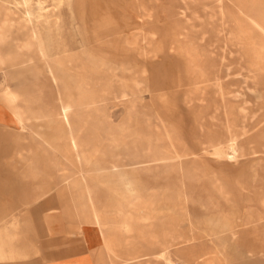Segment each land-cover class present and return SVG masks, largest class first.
Returning <instances> with one entry per match:
<instances>
[{
  "label": "rangeland",
  "instance_id": "1",
  "mask_svg": "<svg viewBox=\"0 0 264 264\" xmlns=\"http://www.w3.org/2000/svg\"><path fill=\"white\" fill-rule=\"evenodd\" d=\"M28 17L60 87L43 73L13 84L8 69L0 71V86L17 91L25 124L19 135L0 134V163L20 167L0 169V215L16 219L27 251L0 264H43L46 240L32 215L56 200L60 174L69 170L75 184L79 168L88 170L82 184L92 189L91 215L124 239L121 251L102 242L97 264L140 263L133 257L166 264L164 252L189 264L176 248L195 249L240 223L258 229L220 245L226 263L264 264V0H0V18L18 36ZM16 36L5 42L20 43ZM7 48L0 45V54ZM29 64L43 66L37 58ZM67 98L83 163L68 154L69 130L58 121ZM36 128L54 134L43 130L38 143L29 131ZM30 142L58 166L43 169L51 189L40 197L35 189L46 179L21 158L30 156ZM120 173L123 180L96 179ZM119 187L122 206L112 193ZM132 242L136 251L125 249Z\"/></svg>",
  "mask_w": 264,
  "mask_h": 264
},
{
  "label": "crops",
  "instance_id": "2",
  "mask_svg": "<svg viewBox=\"0 0 264 264\" xmlns=\"http://www.w3.org/2000/svg\"><path fill=\"white\" fill-rule=\"evenodd\" d=\"M19 38L21 39L19 43L20 45L24 40V36H18L17 39ZM13 44L18 45L17 42ZM0 45L4 47L1 37ZM19 49L12 50L13 52L8 50V52L0 54V71H3L2 69H8L7 71H9V77L15 72H22L23 79L19 82L14 83H24L29 80H35L37 79V74L43 73L45 77H47L52 83L57 84L60 87L59 73L55 68V65L53 66V61L48 60L47 56L45 57L46 59H42L43 57H41V55L36 52L35 48L29 52L31 53V55L33 53V57L28 55L29 53L26 52L23 47L22 49ZM36 58L42 59L43 66L41 70H37L33 66L29 67V63L36 60ZM50 69L56 74L57 81H54L50 77L48 73ZM6 85L7 84H3V86H0V134L2 132H5L7 137H13L14 134L19 135L20 132L24 131V129H22V125L25 124L23 123V118L14 107L15 105H17L16 102L18 100H16L17 91H15V88L13 87L12 89L8 87L5 88ZM4 89L6 90L3 91ZM62 107H66L69 114H71L74 118L72 104L69 98H67L66 101L61 104L60 109ZM12 127H17V129L11 130ZM5 128L7 130H2ZM43 130L49 131L50 135L52 136L54 134V131L52 129L36 128L29 131L30 135L36 136V138L39 139L38 143H40L39 141H43L46 135L43 133ZM35 143L36 142H34L33 144ZM50 143H52V141H50ZM33 144H31L30 142L31 149L28 152L30 156L28 158H21L24 160L27 159L26 163L32 165L30 167L40 169L33 173L35 177H37V174H40L46 179L44 183L36 186L35 194H37V197H40L41 195L47 193L49 189H51V187L49 186L50 183L48 181L51 179L52 174L44 172L43 169L49 167L56 168L58 166L57 163L48 156V152L44 149L43 146L40 147L39 145L35 146ZM51 149L53 148L51 147ZM83 149L85 150L84 144L81 152V160L83 159L84 155ZM1 163L10 165L8 167L5 165L3 167H0V169L20 168L19 166H12L11 163ZM113 169L115 170L116 167L114 166ZM69 175H71L69 173V170H66V172H62L60 174L61 182L56 189V200H54L52 197L51 199L46 200L44 202L45 208L43 209L42 207L41 209H38L32 215L33 217L39 219L41 232L44 233L43 235L45 236L46 240V249H43L41 253V257L44 258L43 264H97L98 258L100 257L99 248L100 245H102V242L108 249L114 248V251H121L120 249L125 247L121 246L124 239L120 235V231H118L115 240H108L109 237H111L112 235L114 236V232L110 229V226L109 228L104 229L103 225H101L100 223L99 214L98 216L97 214L91 215L92 209L94 207L92 189L91 186H85L86 184H82V181H86L87 177L84 178L83 175L79 173V181L75 182L74 184L70 183V180H72V178H69ZM22 176L25 177L26 174L22 173L21 177ZM109 177L110 175L103 176V178ZM118 190L120 191V188H118ZM65 192L67 195L65 194ZM36 198L34 197V199ZM122 205L124 204H119V206ZM0 214H2V212H0ZM70 216L74 219L69 220ZM4 218V215H0V261L3 263H7V261H10L12 259L22 258L27 254V251L23 250L24 245L21 242L22 236L20 235L22 231L19 228H15V225H11L16 223V219L5 221ZM129 246L130 247H126L125 249L136 251V244H133L132 242ZM152 249H154V247ZM114 254L115 256H119V253ZM129 254L130 253H128V255ZM129 262H140L138 264H160L159 262L161 261L149 257H133L130 258ZM161 264L163 263L161 262Z\"/></svg>",
  "mask_w": 264,
  "mask_h": 264
},
{
  "label": "bare ground",
  "instance_id": "3",
  "mask_svg": "<svg viewBox=\"0 0 264 264\" xmlns=\"http://www.w3.org/2000/svg\"><path fill=\"white\" fill-rule=\"evenodd\" d=\"M37 19H39V18H36V20ZM0 21H1L0 22L1 23V25H0V37L2 39V43L4 44V46L6 47V45H8V48L7 49L9 51L16 50V49H19V48L22 49V47H23L25 49V51L29 53L32 49L35 48L36 52L39 55H41V57H43L42 59H46L45 58L46 56L44 54V51L41 49V47L38 44V42H34L35 39H37V34L34 31V29H33L32 23L30 22V17H28V20H27L28 21V29L26 31V33H28L30 35V38H26V35L27 34L25 33L24 34V40L21 42L20 45H19V43H18V45H14L11 42H9V43L5 42L8 39H12L13 36H16L17 35L16 37H18V34L13 31V29L11 28L10 25H9L10 27L7 26V25H5V18H0ZM8 54H11V53H8ZM48 73H49L50 77L54 81H57V76H56V74L51 69L48 71ZM22 75L23 74L20 71L11 74V76H10L11 83L21 81L23 79V76ZM58 121H60L63 124V126L69 130L68 136L66 137L67 138L66 139V147H67L68 154L77 163H82V160H81V152H82L83 143H82L81 139L79 138V136L76 134L79 131V129L76 128V122L74 121L73 116L71 114H69V112L67 111V108L66 107H62L60 109ZM231 149H232V147H231ZM233 154H234V152H233ZM86 171L87 170H84L82 168H79V172L83 175L84 178L88 177V173H85ZM89 177H93V176L89 175ZM94 177H96V175H94ZM116 178H118L119 180H123L125 177H124L123 174L120 173V174H118V176ZM96 179H97V181L99 183H105V182H112V181H114V178L113 177L112 178H110V177L109 178H103L101 176H97ZM135 184H136L135 186H136L138 192L142 193V189L140 187H138V184L137 183H135ZM248 188H249V185L246 184L244 186L245 191L248 190ZM63 189H61V190H63ZM112 193L113 194L115 193V194H119L120 195L119 204H124L125 203L124 202L125 199H123L124 198V193L123 192L120 193L119 190L113 189L112 190ZM65 194H66V192H65ZM164 195L165 196H169V198L170 197H173V198H175V197H177V198H179V197L184 198L185 197L186 200L189 197L187 194H184V193L183 194L178 193L176 195L173 194V193H167V194H164ZM156 197H157V195H156ZM64 201H67V200H64ZM201 205L203 207L205 206V204H201ZM67 206H68V204H67ZM70 206H71V204H70ZM238 211H239V207L237 206V208H235V212L237 213ZM69 213H70V211H69ZM122 215H123V213H122ZM110 229L114 232V236L112 235L111 237H109L108 240H115L116 239V236H117V232L120 231V229H115V228L112 227V225L110 226ZM257 229H258V226L255 225V224H253V223H251V224H243V223H240L234 230L230 231L229 233H227L225 235H222L221 237L211 238V239H203L202 240L203 243L202 244H199L200 246H198L195 249L187 250V248H186L187 246L185 244H183L180 247H178V249H179L178 252H179V255H180V258L182 259V261H185L186 263H189V264H229V263H226L225 256L223 255V253L220 250V245L222 243H225L226 241H228L230 239H233L235 237H242V236L246 235L247 233L256 231ZM171 257H172V254L164 253L163 259L166 262V264H177L175 262V260H172L171 259ZM176 257H177V255H176Z\"/></svg>",
  "mask_w": 264,
  "mask_h": 264
}]
</instances>
